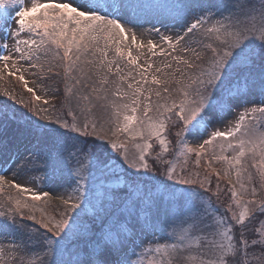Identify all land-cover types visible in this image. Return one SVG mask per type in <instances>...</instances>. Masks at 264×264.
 Returning a JSON list of instances; mask_svg holds the SVG:
<instances>
[{
    "label": "snow or ice",
    "instance_id": "obj_1",
    "mask_svg": "<svg viewBox=\"0 0 264 264\" xmlns=\"http://www.w3.org/2000/svg\"><path fill=\"white\" fill-rule=\"evenodd\" d=\"M160 7L167 10L179 30L171 35L161 33L160 29L153 28V31L171 52L191 54L190 58L173 56L178 67L170 77L166 74L161 80L155 74L151 76L152 83L162 86V90H155L157 102L153 103V89L144 87L149 83L148 71L153 65L139 64V58L127 47L128 64L139 70L143 85L135 87L129 83L128 88L133 90L129 94L122 92L117 84L113 95L128 98L131 103L108 101L107 94L100 96L99 92L104 91L103 86L113 73V64L120 82L132 77V72L120 75L119 61L125 57V48L119 45L130 35L131 44L145 47L143 42L137 44V35L147 30L138 24L135 30L129 27L133 24V14ZM24 33L35 38H22ZM100 40H104V47L99 46ZM113 42L116 56L109 60L108 45ZM147 47L153 56L157 54L155 42L149 40ZM159 52L171 54L163 47ZM204 53H210L205 61L207 67L196 63L202 60ZM50 54L51 59L62 62L66 101L62 105L66 109L63 115L53 117L47 108L35 105L20 115L0 110V129L15 123L24 128L30 141L36 144V150L19 158L18 172L25 168L43 169L51 170L54 175L67 173L71 178L62 193L53 194L33 191L17 183L18 172L11 180L0 175V190L8 184L18 192L30 194L33 201L53 197L65 206L59 219L49 216L47 220H37L34 214L25 217L23 209L28 205L21 199H16L14 205L11 202L0 204V241L8 239L9 229L22 234L18 241L11 242V250L21 253L19 264H30L32 257L39 264H185L176 254L191 252L194 245L201 256H209V259H201L200 264H253V254L256 255L254 264H264V228L257 229L254 224L249 227L246 223V218L255 219L257 210L264 217V198L259 203L255 199L245 202L246 190L241 182L244 158L253 154L259 156L264 184V0H259L255 7L249 0L232 3L173 0L164 6L145 4L143 0H31L30 6H25V0H0V62L3 67L7 69L11 61L15 68L18 61H25L30 67L43 71L44 65L40 62L50 63ZM89 55L92 59H87ZM33 60L38 63H30ZM163 67L171 69L172 65ZM192 69L196 70L194 79L188 75ZM161 71L156 68V72ZM48 72H52L51 64ZM177 72L180 78H176ZM54 75L60 78L59 73ZM186 75L190 83L184 82ZM93 76L98 78L99 88ZM18 78L35 101L42 99L28 87L23 75ZM89 83L92 87L88 92L76 87L87 88ZM172 83L177 87L170 88L168 85ZM51 91L55 94L59 89L53 87ZM145 92L148 95L144 96L143 115L138 116L140 96ZM162 92L167 95L163 96ZM173 92L179 94L178 103ZM257 95L260 99L253 103L250 98ZM94 100H104L114 109L112 118L105 122L110 125L107 130L104 124L98 127L95 121L81 120L77 115V109L84 113ZM161 100L164 102L160 103ZM129 108L132 115L126 114ZM153 111L155 116L149 115ZM221 114L233 115L236 120L230 121L225 130H213L204 138L213 116ZM35 117L50 123H42ZM176 124L181 125L175 135L185 154L184 163L164 160L161 153H156L152 159V138L158 140L163 153H168L167 135ZM121 134L133 141L140 137L143 142L135 143V151H130L121 141ZM188 137L197 142V147L187 143ZM216 139L227 143V149L221 145V152L230 149L234 155L213 152V159L227 165L223 169L225 177L230 176V169H235L241 190L238 194L236 185L228 180L233 200L221 203L224 210L221 216L208 209L213 198L220 201L221 196L219 191H212L209 177L201 179L197 173V178L193 179L187 170V154L194 152L195 163L199 165L201 154L207 153ZM211 163L208 162V167ZM10 170L0 169V172ZM212 172L220 176L216 168H212ZM156 184L163 185L164 190H155ZM177 185L189 186L191 199L186 198ZM194 185L199 187H192ZM252 194L255 195V188ZM161 212L166 221L160 219ZM26 220L36 221L45 231L41 233ZM258 222L264 223V220ZM162 225L169 239L161 241L155 236L153 240L140 239L137 243L142 233H155ZM224 240L227 243L221 242ZM33 244L39 245L38 252L27 251L28 245ZM148 254H153V258L146 262L144 257Z\"/></svg>",
    "mask_w": 264,
    "mask_h": 264
},
{
    "label": "rangeland",
    "instance_id": "obj_2",
    "mask_svg": "<svg viewBox=\"0 0 264 264\" xmlns=\"http://www.w3.org/2000/svg\"><path fill=\"white\" fill-rule=\"evenodd\" d=\"M148 1V0H147ZM31 0H25V6H30ZM43 2V0H41ZM59 2H69V0H59ZM150 5H167L172 3L171 0H153V1H148L147 2ZM163 4V5H162ZM138 24L141 29H146L147 31L144 32L143 35H140L138 33L137 35V44H140L143 42L145 47H137V45L131 44V36L129 35V39L124 41V43L131 47V50L133 52H139L140 55L145 59L147 58L149 61H152L154 63L153 69L150 71V74L153 75L155 74L157 77H159L161 80L166 78V73L167 76H171L172 73L175 71V69L178 67V65L174 62V65L171 63L173 61V55H184L185 59H189L191 54H184L180 51L177 52H172L171 50L167 47L166 44L162 43L160 41L159 35H157L154 31L153 28L155 29H160L161 33H166L171 35L174 31L179 30V25L176 24L174 21H172L167 14V11H164L163 7L160 8H149L146 9L138 14H133V24H130L129 27L133 28L135 30V25ZM119 38V37H118ZM152 40L155 42L158 47L155 49L156 55L153 56L152 52L149 51L147 44L148 41ZM9 45L11 46V41H9ZM160 47L165 48L166 52L171 53L170 55H161L159 52ZM182 47V45L180 46ZM193 47H195L193 45ZM7 54V53H5ZM210 53L208 54V56ZM207 56V59H208ZM196 63H201V61H198ZM165 64H171L172 68L171 69H166L164 73L161 72H156V68H161ZM207 67L208 65H205ZM196 70H189L188 75H191L192 78H195V73ZM11 71L9 69H5L3 67L2 62H0V78L1 77H7L11 78V75H9ZM192 72V73H191ZM26 78H29L30 73L27 69L25 73ZM176 78H180V74L177 72L176 73ZM30 81V80H28ZM184 82L185 83H190V80L188 79V76L186 75L184 77ZM31 85V88H38V91L42 95V99L40 101H31V105H35L39 108H47L49 110V113L55 117L56 115L52 114V110L54 109L53 107V102L54 98L50 97L48 94V91L44 87V85L39 84L36 80L30 81L29 83ZM139 85H143V81H139ZM146 87H151L154 91L151 94V100L153 103L157 102V97L155 96V90H162L161 85H156L152 84L149 80L148 85H144ZM170 88H176L177 85L174 83L168 85ZM100 87V85H99ZM98 87V88H99ZM109 86L105 85L103 86L104 91L99 92L100 96H104L107 94L108 96V101H114L116 104H124V103H131L130 99L124 98L120 99L119 97L114 96V92L117 90V85L114 88H108ZM194 87V86H193ZM84 88V87H83ZM81 92H88L90 89H81L78 88ZM122 92H128L129 94L133 91L132 89H129L127 86H121L120 87ZM36 90V89H34ZM148 95L147 92H145L143 95L140 96L141 104L138 109V112L136 115L142 116L143 115V109H144V96ZM163 96H166L167 94L162 92ZM178 93L173 92L172 96L173 98L177 99V103L179 102L178 100ZM254 98L251 100L253 103H256L260 97L253 96ZM47 100V103L44 101ZM164 101L161 100L160 103H163ZM83 104L84 102L81 101ZM170 103V101H169ZM73 105H75V101H73ZM135 106V105H133ZM29 109V108H28ZM27 109V110H28ZM114 109L111 107V104L104 101H93V104L89 106L88 110L85 111L84 113H80L79 110L77 109V115L78 117L83 120L85 118L89 119L90 121H95L97 123V126L99 127L101 124L105 125V129L107 130L110 125L106 124V121H109L112 118V113ZM128 115H132L133 113L131 112V109L129 108L127 113ZM149 115L155 116V111L150 112ZM37 120H40L42 123H50V122H45L42 121L40 117H36ZM121 116V120H122ZM236 117L233 115H228L224 116L221 114L220 116H213V122L212 125L208 128L207 133H205L204 138H207V135L210 134L213 130L219 129V130H225V126L229 124L230 121H235ZM222 121V122H221ZM52 127H56L54 124L51 125ZM27 134V133H26ZM22 135V136H21ZM21 137L27 136L24 134H21ZM27 141L22 144L19 143L18 140L14 141L11 145L10 148H8V152L4 151L0 154V169H11L10 171L7 172H0V175H6V178L8 180H11L13 178V174L17 173L18 170L16 168V163L19 162V158H21L23 155H25L28 151H34L36 150V144L34 142H31L28 136L26 137ZM121 141L124 142L128 147L130 151H135L134 144L135 143H142V139L140 137H136V139L133 141L130 137H128L126 134H121L120 137ZM167 140L169 142V150L171 149L172 142L170 141V138L167 137ZM153 145L154 151L150 152V156L155 157L156 153H161L162 158L165 160L167 156L164 157L165 153L162 152V149L159 146L158 140L155 138H152L150 141ZM187 142L190 143L191 147H197V142L194 141L191 137L187 138ZM213 145H216L219 148H221V145L224 146L225 149H227V143L223 140L216 139L213 142ZM212 145V146H213ZM158 147L157 149L155 148ZM212 146H209L212 147ZM12 155H11V153ZM211 152H207L205 156L209 157L211 163V166L213 165L214 159L211 158L210 156ZM224 154L226 156L231 157L234 155L232 150H227L224 151ZM11 155V156H10ZM245 160V170L242 172V181L245 185V192L243 193V200L246 202L251 199H255L257 203L260 202L262 198H264V184H262L261 176H260V171L262 166L259 163V156L258 155H253V154H248L244 158ZM177 164H182L185 161V157L181 158H175L172 159ZM15 162V163H14ZM217 167L220 169V174L223 175V169L227 167V165L222 161L221 164L217 165ZM190 165H189V156H187V169L190 170ZM211 168V167H210ZM212 170V168H211ZM177 171H180V168L177 167ZM192 174V178L196 179L197 178V173L193 172V170L190 171ZM225 177V176H224ZM228 180L230 179L232 181V184L236 185V190L238 194L240 193V184L237 182L236 176H235V169H230V176L225 177ZM202 179V178H201ZM71 181V178L68 177L67 173H64L63 175L57 173L53 174L51 170L45 171L43 169H38V170H31L29 168H25L23 170H19L18 174L16 175V182L21 183L25 187H28L32 189L33 191H38V192H50L53 194H60L63 192L65 189L66 185L69 184ZM4 189L5 193L7 194L6 196L11 197V203L14 205V201L16 199H21L22 203H25L28 205L27 208H24L23 211L24 213L34 214L36 218H41L47 220L49 216H55L57 219L60 218V213H63L65 211V206L63 205L61 200L55 199L53 197H48V198H43L40 201H33L30 198V194L28 193H21L18 192L17 189L14 187H11L8 184H4L2 186ZM255 188V195L252 194V190ZM10 200V199H9ZM34 206V207H33ZM237 212L240 210L239 208L236 209ZM56 211L58 212L56 214ZM247 219V218H246ZM264 220V218H262ZM155 236H159L161 241H164L166 239H169L166 236V233L163 232H158L156 231L155 233H149V234H144L141 235L140 239H144L146 241L153 240ZM139 238H138V240ZM21 258V253H14L11 250V244L5 242L1 243L0 242V264H13L15 261V264H19V259ZM214 258V257H213ZM32 259V258H31ZM190 261V260H188ZM189 263H192L191 261ZM200 264V263H198Z\"/></svg>",
    "mask_w": 264,
    "mask_h": 264
},
{
    "label": "trees",
    "instance_id": "obj_3",
    "mask_svg": "<svg viewBox=\"0 0 264 264\" xmlns=\"http://www.w3.org/2000/svg\"><path fill=\"white\" fill-rule=\"evenodd\" d=\"M148 1L143 0V2L145 4H148L147 3ZM150 1H153V0H150ZM171 2H173V0H171ZM215 2H221V0H215ZM223 2L224 3H232V2H234V0H223ZM258 2H259V0H249V3L253 7H255L258 4ZM164 11H167V10L164 8ZM22 38L28 39V38H35V37L30 33H24ZM117 39H119V38H117ZM104 44H105L104 40L99 41L100 47H104ZM119 46L122 48H125V57L119 61L120 69H121L120 75L127 76V74L129 72H132V77L129 78L126 82H120L118 76L115 74L116 73L115 64H113V73L109 74L108 83L105 85L109 86L108 88H114L117 84H119L120 87L121 86H127L128 87L129 83H133L135 85V87H141V85H139V83H136L137 81L141 80V78L138 74L139 70L135 69L134 66L129 65L128 61H127L126 48L129 46H127L124 42L122 44H120ZM115 47H116V44L114 42L108 45V59L109 60H113L116 56ZM61 54H62V50H61ZM132 54H133V56H137L139 58L138 59L139 64L147 65L148 63H151L154 67V63L152 61H149L147 58L144 59L140 55L139 52H133L132 51ZM208 54L209 53L203 54L202 60H201L202 64L207 65L205 63V61L208 60L207 59ZM97 55H99V54L97 53ZM172 55L176 56L173 53H172ZM51 57H52V54H50V56H49L50 63L44 62V61L40 62V63H43V65H44L43 71H41L39 68L30 67L29 62L18 61L15 68L12 67L11 61L9 62V67H8L9 71L15 72L16 75H11V78H7V77H4V78L1 77L0 78V110L8 111L10 113L15 111V112H17L18 115H20L24 112H27L28 111L27 109L32 107L31 101H35L33 99L32 93L27 91V89L24 86V82L18 78L20 75H23L28 82V87H31V85L29 83H30V81H33V80H36L39 84L44 85V87L48 91L49 96L54 98V102H53L54 109L52 110V114L63 115V113H64V111H66V109L62 108V105L65 104L66 101H65L64 83H63V79H62L63 67L60 66L62 64V62L59 61V59L53 60V59H51ZM87 59H92L91 55H89L87 57ZM30 63L35 64L38 62L33 60ZM171 63L174 65V60L171 61ZM50 64L52 66V72L51 73L48 72V68H49ZM153 67L148 71L147 78H148V81L150 80V82H151V76H152L150 74V71L153 69ZM27 69L30 73L29 78H26V76H25ZM161 69H162L161 73H164V71L167 68H164L162 66ZM193 70H195V69H193ZM55 73H59L60 78L55 77V75H54ZM74 75H75V73H74ZM49 76H52L53 78L48 79ZM192 79H194V78H192ZM28 80H30V81H28ZM93 80L95 81V86L98 88L100 85L98 78L93 76ZM193 86L195 87V85H193ZM53 87L59 89V91L55 94H53V92L51 91V89ZM76 87L84 89L83 87H81L79 85H77ZM91 87H92V84L89 83V86L86 89H91ZM144 87H146V86H144ZM33 89H36L35 92L37 95L42 96L40 94V92L38 91V88L33 87ZM13 97H15V99H13ZM253 98L251 97L250 99L252 100ZM20 101H24V103L22 104V103H20ZM25 104L28 105V108L25 107ZM34 119L37 120L36 117ZM68 119L70 120L71 117H68ZM169 124H172V121H170ZM180 127H181L180 124H176L174 127L171 128V134L167 135V137L170 138V141L172 142V146H171V149L168 151V153H165L164 157L167 156L165 160H172L175 158L185 157L183 150L181 149V147L177 143L179 138L175 135L176 132H178L180 130ZM26 133L27 132L24 128L18 127L15 123L6 125L4 128L0 129V154L2 152L6 151L8 148H10V145L16 139H18L21 134H26ZM89 139H93V138H89ZM98 143H99V141H98ZM188 144L190 145V143H188ZM155 148L157 149L158 147L155 146ZM209 152H211V154H210L211 158L213 157L212 156L213 152H215L216 154H219V155H225L224 152H221V148L218 149V147L216 145H213L212 147H210L208 150V153ZM205 155H206V153L201 154L200 163H199V165H196V163H195V161L197 160L196 154L194 152L187 154V156H189V165L191 167L190 170L189 169H187V170H188V172L193 170V172L198 173L199 177L202 179L205 176L209 177V179L211 181L212 191L213 192L219 191L221 196H220V201H217L214 197L213 200L211 201V203L208 205V209H209L210 213H212L216 216H221L224 214V210H223V207H221V203L227 204L228 202L232 201L233 198L230 196L228 183H227L228 179L225 178L224 176H222L221 174L219 177H217L215 175V173H213L211 170V168H216L218 171H220L219 167H217L215 165V163L217 165H219V164H221L222 161H219V162L213 161L214 163L210 168V167H208V162L210 161V159H209V157H207ZM154 158L155 157H152V159H154ZM152 159H150V161H149L150 163L152 162ZM159 179H163V177H159ZM217 181H219V189L217 188ZM169 183H171V182H169ZM177 187L180 188L184 192L186 198L191 199V197L189 196V186L177 185ZM192 187L198 188L199 185H194ZM155 190L163 191L164 186L161 184H156ZM6 195L7 194L5 193L4 189L2 188V190H0V204L10 203V200H9L10 197L6 196ZM57 213L58 212L56 211V214ZM24 215H25V217H27L29 214L24 213ZM262 218H264V217H262L259 210H257L255 219L254 220L246 219V223L249 224V227H251L254 224L257 229L264 228V223L258 222V221H261ZM40 219L41 218H37V220H40ZM160 219L164 220V221H166V219H167L164 216L163 212L160 213ZM26 223H28L29 225H31L35 228H39L41 233H43L45 231L44 229L41 228V226L39 224L36 223V221L26 220ZM157 231L166 233L164 228H163V225ZM141 235L144 236L143 233ZM141 235H140V237H141ZM21 236H22V234L20 232L14 230V229H9L8 230V239H5V240L0 241V242L2 244L5 242L11 244L12 240L18 241L21 238ZM140 237H139V240H140ZM221 242L227 243L226 240L221 241ZM27 251L38 252L39 251V245L38 244L28 245ZM256 251L258 252L259 250H256ZM176 255H179L182 259H184L185 264H198V263H200L201 259H209V256H201L200 253L196 250L195 245L193 246V250L191 252H184V253H179ZM152 258H153V254H148L146 257H144L146 262ZM158 258L159 257L157 255L156 259H158ZM188 260H190L192 263H189L190 261H188ZM251 260L254 264V262L256 260L255 254H253L251 256ZM30 264H39V261L35 257H32Z\"/></svg>",
    "mask_w": 264,
    "mask_h": 264
}]
</instances>
